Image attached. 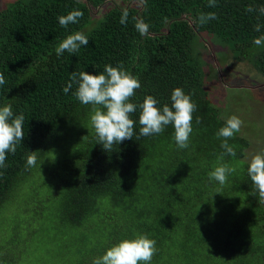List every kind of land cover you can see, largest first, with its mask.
Wrapping results in <instances>:
<instances>
[{
  "label": "trees",
  "instance_id": "trees-1",
  "mask_svg": "<svg viewBox=\"0 0 264 264\" xmlns=\"http://www.w3.org/2000/svg\"><path fill=\"white\" fill-rule=\"evenodd\" d=\"M123 1L16 0L0 11V107L11 103L15 115L25 116V137L0 168V215L18 196L42 198L45 209L31 216L37 231L29 235L40 241L54 234L49 244L60 248L59 241L72 244L68 230H81L87 242L75 246V264H92L135 233L157 242L151 264H264V203L253 195L248 163L240 159L249 143L236 133L229 140L236 156L218 159L224 150L216 133L226 120L206 101L205 69L195 54L198 37L210 35L264 77V44L253 43L264 35V27L255 31L264 16L246 11L264 0H217L214 8L208 0ZM73 10L82 18L61 27L58 17ZM209 12L218 19L201 25L199 17ZM136 19L149 25L148 34L136 30ZM77 31L88 37L87 47L58 57L56 47ZM121 63L141 83L131 102L152 95L162 109L171 106L175 88L191 94L197 108L187 149L177 147L171 124L161 134L139 136V108L131 114L132 139L111 152L97 143L91 105L75 97L76 85L67 94L63 89L73 71L99 74ZM30 151L35 167L26 166ZM221 163L236 169L224 185L208 175ZM11 246L1 240L0 264L21 263L22 254H11L19 245Z\"/></svg>",
  "mask_w": 264,
  "mask_h": 264
},
{
  "label": "clouds",
  "instance_id": "clouds-1",
  "mask_svg": "<svg viewBox=\"0 0 264 264\" xmlns=\"http://www.w3.org/2000/svg\"><path fill=\"white\" fill-rule=\"evenodd\" d=\"M217 6V0H208V7ZM246 11H258L264 16V6L254 8L249 5ZM128 11L124 10L121 23L126 24ZM80 10H73L67 15L58 17L61 27L67 28L70 24L77 23L82 18ZM135 19V18H134ZM218 19L215 12L201 14V25L210 20ZM264 27L257 23L255 31L260 32ZM136 30L143 36L148 34L149 25L143 20L136 19ZM257 46L264 44V35L254 38ZM88 37L80 31L74 32L63 39L56 47L55 52L59 57L65 51L70 54L78 53L81 47H87ZM5 84V77L0 73V86ZM76 85L75 97L84 105H91L90 127L94 129L97 143L104 150L111 152L114 145H119L126 139H132L135 135V121L131 114L140 109L139 136L148 137L161 134L166 126L174 127V140L179 149H187L190 145V135L193 132V113L197 105L193 102L191 94L177 87L171 93V106L164 104L162 109L158 107L159 101L152 95H146L142 103L131 102L136 95V90L141 88L138 76L125 70L123 64L113 67L105 66L104 72L92 74L87 71H73L70 80L63 91L65 94ZM23 113L15 115L11 103L0 107V168L6 167L5 161L9 153L15 154L18 146L24 139ZM196 123H201V118H196ZM243 121L237 115H232L225 121L216 136L222 138L221 148L224 150L218 157L236 156L235 146L229 144V140L241 131ZM84 138V137H83ZM37 164L36 151H30L27 155V167H35ZM236 169L228 164L221 163L209 172V179L217 181L220 185L227 182L230 174ZM248 176L255 188L253 195L258 192L259 203H264V152L250 155L247 168ZM2 175V173H0ZM190 175V174H189ZM156 241L150 239L148 234L135 233L131 238H125L113 244L100 257L93 259L92 264H151L153 256L157 252Z\"/></svg>",
  "mask_w": 264,
  "mask_h": 264
},
{
  "label": "rangeland",
  "instance_id": "rangeland-1",
  "mask_svg": "<svg viewBox=\"0 0 264 264\" xmlns=\"http://www.w3.org/2000/svg\"><path fill=\"white\" fill-rule=\"evenodd\" d=\"M13 1L16 0H0V11ZM116 3L123 5L124 1L116 0ZM100 13H94L93 22ZM195 54L205 69L206 101L215 116L227 120L237 115L243 121L239 135L249 143V147L241 153L240 159L248 163L251 154L264 152V77L248 61L235 60L230 49L210 35L198 37ZM42 209H45L42 198L29 200L18 196L15 203L0 215V242L5 241L7 250L17 242L19 247L11 254H22L20 264H75V246L87 242L81 230H68L66 235L72 244L69 246L59 241L61 249L49 244L56 237L54 234L45 235L39 238L40 241L37 236L29 235V229L36 230L29 222L32 221L31 216H36V212L42 213ZM41 241L48 244L40 245ZM1 254L3 256L0 251Z\"/></svg>",
  "mask_w": 264,
  "mask_h": 264
}]
</instances>
